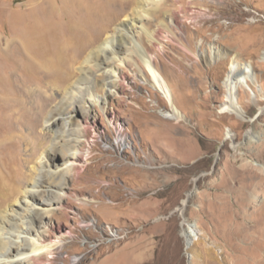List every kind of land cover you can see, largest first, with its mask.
Returning a JSON list of instances; mask_svg holds the SVG:
<instances>
[{"label":"rangeland","instance_id":"obj_1","mask_svg":"<svg viewBox=\"0 0 264 264\" xmlns=\"http://www.w3.org/2000/svg\"><path fill=\"white\" fill-rule=\"evenodd\" d=\"M25 2L0 0V38ZM156 12L149 29L167 28L158 41L139 38L168 92L134 55L133 65L116 61L114 91L75 111L89 126L66 214L55 210L45 228L67 233L56 264H264V171L253 165L264 163V0H162ZM232 60L249 70L232 94L247 121L225 109ZM249 129L256 142L245 144ZM183 189L192 193L183 218L198 235L187 236L190 258L176 211Z\"/></svg>","mask_w":264,"mask_h":264},{"label":"bare ground","instance_id":"obj_2","mask_svg":"<svg viewBox=\"0 0 264 264\" xmlns=\"http://www.w3.org/2000/svg\"><path fill=\"white\" fill-rule=\"evenodd\" d=\"M161 1L26 0L17 12L9 13L10 37L0 38V264H56L67 233L58 227L51 235L45 228H52L49 222L55 210L66 214L69 175L75 170L81 174L78 166L85 151L80 137L89 126L75 111L114 91L122 76L116 61L133 65L137 55L151 74L152 86L168 92L139 38L145 34L158 41L162 28H167L164 20L157 29L148 27ZM231 65L230 104L225 109L247 121L232 94L239 80L247 79L248 66H239L236 60ZM163 116L179 120L176 112L166 111ZM250 142H256V135L249 129L245 144ZM253 165L264 171V163ZM184 190L176 211L182 216L190 258L187 236L198 235L183 218L192 197L191 190L183 196ZM129 202L133 203V196ZM101 207L96 209L106 215ZM142 250L139 255L145 257L147 251ZM47 254L53 258H46Z\"/></svg>","mask_w":264,"mask_h":264}]
</instances>
